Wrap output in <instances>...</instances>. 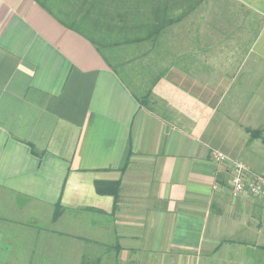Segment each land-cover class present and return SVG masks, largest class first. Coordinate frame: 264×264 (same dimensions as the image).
Here are the masks:
<instances>
[{
  "label": "crops",
  "instance_id": "crops-1",
  "mask_svg": "<svg viewBox=\"0 0 264 264\" xmlns=\"http://www.w3.org/2000/svg\"><path fill=\"white\" fill-rule=\"evenodd\" d=\"M232 1L244 37L173 38L147 109L85 36L0 0V264H264V202L212 156L264 165V0Z\"/></svg>",
  "mask_w": 264,
  "mask_h": 264
},
{
  "label": "trees",
  "instance_id": "trees-1",
  "mask_svg": "<svg viewBox=\"0 0 264 264\" xmlns=\"http://www.w3.org/2000/svg\"><path fill=\"white\" fill-rule=\"evenodd\" d=\"M35 1L69 28L89 39L99 51L149 42L157 53L165 51L169 57L165 38L176 24L197 10L205 0H116L119 2H113L114 6L107 5L114 13L106 11L104 0H71L72 8L75 3L76 9L65 11H55L61 0ZM163 75L150 83L142 97L137 95L143 107H150L153 88ZM97 190L101 192L98 183ZM60 211V208L56 209L55 219Z\"/></svg>",
  "mask_w": 264,
  "mask_h": 264
},
{
  "label": "rangeland",
  "instance_id": "rangeland-1",
  "mask_svg": "<svg viewBox=\"0 0 264 264\" xmlns=\"http://www.w3.org/2000/svg\"><path fill=\"white\" fill-rule=\"evenodd\" d=\"M78 1L81 2V0ZM113 2L118 3L119 1L104 0L106 11L114 13L113 10L107 7V5L114 6L115 4H113ZM69 8L71 10L73 8L76 9L75 3L72 8L71 0H61L59 4H57L55 11L58 9L65 11ZM75 12L76 11L73 13ZM246 13L245 9L239 7L237 3L232 0H205L197 10L176 25V28L172 30V34L168 38H165L167 42L166 46L168 45V47H171V49L169 48L168 50L171 57L164 58V51L161 54L157 53L151 48L149 42L139 45L115 46L110 49L103 48L101 52L107 56L111 64L121 74L123 80L137 95L142 97L145 92L148 91L150 83L160 73V70L162 68L165 69L168 63L171 64L172 57H174L172 56V49L177 47L174 39L180 41L178 45H181L182 48L183 45H187L184 41L186 42L190 39H192L191 41H196L197 44L199 43L201 49L204 48L206 41L213 42L214 44H211L214 45L213 54L219 58L228 57L226 55L230 54V49H228L227 40L229 38L236 39L237 37H244L240 28L244 27L245 20L248 19V17L245 16ZM177 14L179 15L180 11L177 12ZM64 18L65 17H63V19ZM188 35H191V37ZM165 41L163 42L165 43ZM260 168L262 171L258 172L264 175V165ZM43 212L42 214L47 216V210L44 209ZM28 215L29 213H27V216ZM49 226H51L50 223ZM54 228L61 231L60 227L57 228L54 226ZM27 235L26 232L22 233L23 239L26 240L23 241V243H29V245L34 243V241L28 239ZM63 242L62 239L52 241V250L59 256L54 257L57 258L55 261L59 262L62 259V248L66 247L63 245ZM1 244L3 248L8 247L7 242L0 241V246ZM45 244L49 246L50 241H38L37 248H43ZM41 259H43V257L39 260Z\"/></svg>",
  "mask_w": 264,
  "mask_h": 264
},
{
  "label": "built area",
  "instance_id": "built-area-1",
  "mask_svg": "<svg viewBox=\"0 0 264 264\" xmlns=\"http://www.w3.org/2000/svg\"><path fill=\"white\" fill-rule=\"evenodd\" d=\"M212 156L219 167L217 174L226 175L229 179L232 198L247 195L264 202V175L253 172L246 163L231 159L220 151H213Z\"/></svg>",
  "mask_w": 264,
  "mask_h": 264
}]
</instances>
